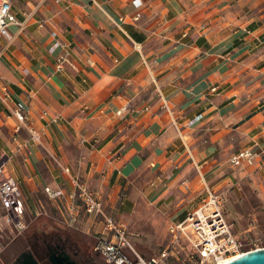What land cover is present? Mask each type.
Wrapping results in <instances>:
<instances>
[{
	"label": "crops",
	"instance_id": "1",
	"mask_svg": "<svg viewBox=\"0 0 264 264\" xmlns=\"http://www.w3.org/2000/svg\"><path fill=\"white\" fill-rule=\"evenodd\" d=\"M10 2L23 23L0 35V163L25 212L42 188L68 193L61 166L114 209L123 179L158 202L187 169L217 187L250 167L236 150L264 147V0Z\"/></svg>",
	"mask_w": 264,
	"mask_h": 264
},
{
	"label": "rangeland",
	"instance_id": "2",
	"mask_svg": "<svg viewBox=\"0 0 264 264\" xmlns=\"http://www.w3.org/2000/svg\"><path fill=\"white\" fill-rule=\"evenodd\" d=\"M195 172L194 169H187L185 174L177 176L173 183L179 186L173 184L158 202L151 200L150 194L138 191V185L142 186L143 181L138 184L130 177L131 181L126 183V179H123L118 193L120 204L114 209L106 208V211L126 224L128 238L142 256L158 254L167 248L173 253L169 264H190L186 256L191 248L189 241L181 237L177 242H172L168 226L177 219L182 220L204 198L203 183L200 178L199 181L194 180ZM224 174L229 175L228 181L217 187L215 184L220 180L217 176L205 180H209L219 194L226 221L239 239L252 240L259 247H264V164L244 168L240 174L230 168ZM37 194L43 206L36 200L28 202L29 211H24L27 222L25 230L17 235L9 227L3 228L0 236V264H8L11 253L25 251L27 245L33 247V244H37L34 242L35 233L43 234L51 230L69 233L78 240L81 249L97 253L94 250L99 229L97 219L80 212L79 222L68 226L65 205L49 199L44 188ZM181 216L182 219L179 218ZM98 264L107 263L101 258Z\"/></svg>",
	"mask_w": 264,
	"mask_h": 264
},
{
	"label": "built area",
	"instance_id": "3",
	"mask_svg": "<svg viewBox=\"0 0 264 264\" xmlns=\"http://www.w3.org/2000/svg\"><path fill=\"white\" fill-rule=\"evenodd\" d=\"M138 17L137 12L132 18L138 19ZM22 23L12 11L10 0H0V35L10 40L12 35L9 32V25ZM64 57L65 55L58 58L57 68H61ZM7 96L6 89L0 88V99ZM162 104L167 107L165 100ZM25 109L26 105L23 101H15L11 113L18 121L16 129L25 126L30 134V140L39 143V132L24 125ZM42 114H46V111ZM58 118L59 116L55 114L51 120L56 121ZM229 163L233 167L263 165L264 147L256 144L238 149L229 157ZM61 169L67 175L70 184L68 193L62 189L51 190L48 187L45 191L51 198L66 201L68 226L78 222L81 211L92 219H97L99 229L95 236L94 250L107 264H169L173 253H170L167 248L148 257L139 254L128 238L126 224L116 220L107 212L101 199L88 188L84 181L72 174L67 166H61ZM199 178L203 183L204 198L196 207L188 211L182 220L170 223L168 226L172 242H177L181 237L189 241L191 248L186 256L190 264H226L249 250L259 248L252 240L239 239L233 233L223 215L219 194L210 187L203 175ZM0 208L2 209L0 227H9L17 235L21 234L27 226L21 188L17 179L4 173L3 163H0Z\"/></svg>",
	"mask_w": 264,
	"mask_h": 264
},
{
	"label": "flooded vegetation",
	"instance_id": "4",
	"mask_svg": "<svg viewBox=\"0 0 264 264\" xmlns=\"http://www.w3.org/2000/svg\"><path fill=\"white\" fill-rule=\"evenodd\" d=\"M47 233V232H46ZM33 247L26 246L25 251L11 253V261L8 264H21L28 258L26 253L31 252L36 264H98L103 258L99 253H90L78 249L72 242L61 237H43L41 242L34 238Z\"/></svg>",
	"mask_w": 264,
	"mask_h": 264
},
{
	"label": "water",
	"instance_id": "5",
	"mask_svg": "<svg viewBox=\"0 0 264 264\" xmlns=\"http://www.w3.org/2000/svg\"><path fill=\"white\" fill-rule=\"evenodd\" d=\"M23 253H26L28 259L23 261L21 264H36L31 252L28 251ZM54 264H57V262H54ZM226 264H264V247L249 250L231 259Z\"/></svg>",
	"mask_w": 264,
	"mask_h": 264
},
{
	"label": "trees",
	"instance_id": "6",
	"mask_svg": "<svg viewBox=\"0 0 264 264\" xmlns=\"http://www.w3.org/2000/svg\"><path fill=\"white\" fill-rule=\"evenodd\" d=\"M50 235H53V237H61L63 239H67V241L72 242L78 249L83 250V251H88L85 248L81 249L79 242L76 238L72 237L69 233H60V231H56V230H51L48 231L47 233H35L33 236L35 239H38L41 242V239L43 237H49Z\"/></svg>",
	"mask_w": 264,
	"mask_h": 264
}]
</instances>
